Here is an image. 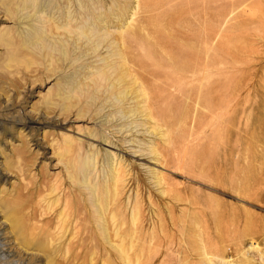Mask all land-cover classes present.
Listing matches in <instances>:
<instances>
[{
  "label": "rangeland",
  "instance_id": "obj_1",
  "mask_svg": "<svg viewBox=\"0 0 264 264\" xmlns=\"http://www.w3.org/2000/svg\"><path fill=\"white\" fill-rule=\"evenodd\" d=\"M98 11L109 27L98 21L96 37L84 44L86 55L74 50L54 75L46 60L0 45V264H48L54 245L25 247L15 219L25 218L36 236L59 208L61 190L81 189L59 162L64 138L75 161L90 149L123 165L130 183L107 201L117 218L134 213L138 219L133 231L141 234L139 247L129 252L136 264H264V0H105ZM21 19L17 26L0 13V35L26 32L33 22ZM99 70L107 74L98 76ZM108 73L121 81L118 88L132 82L135 90L112 97L113 103L140 113L129 118L118 110L108 122L114 111L107 107L113 90ZM94 81L107 108L83 114ZM53 88L63 97L82 96V103L66 115L61 103L45 110ZM97 130L104 138L89 136ZM107 171L103 161L94 181ZM52 186L57 191L46 196ZM36 188L43 194L37 196ZM90 227L102 232L101 225ZM142 236L152 240L145 244ZM101 251L76 252L86 262L71 264H123L115 257L106 261Z\"/></svg>",
  "mask_w": 264,
  "mask_h": 264
},
{
  "label": "bare ground",
  "instance_id": "obj_2",
  "mask_svg": "<svg viewBox=\"0 0 264 264\" xmlns=\"http://www.w3.org/2000/svg\"><path fill=\"white\" fill-rule=\"evenodd\" d=\"M104 6L105 0H96L90 3L89 0H78V3H75L73 0H0V13L4 14L14 25L19 26L21 17V20L33 22L26 32H20L18 28L7 29L5 33L0 35V45L4 47L13 46L20 49L18 50L20 54H25L26 56L32 54L33 57H38L41 61L46 60L49 62V66H51L48 71L54 75L56 70H59L64 63L71 61L74 50L78 51L81 55H86L87 51L84 48V44L92 37H96L94 31L96 25H98V21H100V23H105V28L109 27L110 23L109 20H107L108 17H103L101 11L95 12V9H102ZM89 7H93L94 11H87ZM125 12L126 10L123 14ZM133 16V13L128 16L127 19L129 21L126 25L129 26L132 24ZM90 27L93 28L91 29ZM95 41L101 42L98 38H95ZM28 44H30V46H28ZM98 46L97 44V47ZM17 58L18 56L11 54V59L17 60ZM54 63L58 65H56L57 67H55V69L53 68ZM108 66L115 71V64L110 63ZM96 74L104 77L107 73L104 70H99ZM125 74H127L125 76L132 81L131 75L126 71ZM87 78L88 77L84 78V80ZM110 78L111 73H108L107 80H110ZM46 79H49V77L47 76ZM120 82L117 78L115 81L112 79L110 80L113 90L107 92L110 100L108 102L107 99L103 98L104 92L97 90L100 85L99 82L94 81L92 89L87 91L89 101H86V106H82V109L86 110L85 112L83 111V114H88L89 112L87 110H89L90 114L95 113V115H99L104 108H114V111L108 112V117L111 118L108 122H111L116 118V116L114 117V113L118 110H120L119 112L123 113L125 117L129 118L140 113L134 107L131 109L126 108L124 105H116L113 103L112 97L114 99H120L123 96L135 95V90H132V82L128 83V87H122L121 89L118 88ZM78 83L79 81H75L73 88H75ZM70 91L72 92V90ZM81 99L82 96L80 95L63 97L62 89L53 88L48 91L46 100L43 103V108L49 110L51 108L50 106L61 103L64 109V115H66L69 109L78 105L79 102L82 103ZM107 102L108 106L105 107V103ZM145 117L148 116L145 115ZM132 123H135V121H131V124ZM142 124L138 125L141 126ZM111 127H115V124ZM152 128L153 127H151V129ZM152 130L154 131V129ZM89 136L101 139L104 138V132L99 130L90 131ZM31 142L36 143L35 147H37V140L34 137ZM63 143V149L61 152H58L59 162L64 164L67 172V180H71V184L75 187L80 185L81 189H74L72 193L67 192V194L66 191L61 190L62 199L57 209L54 205L58 203L60 197L48 203L49 211L52 206H54L57 211L46 220L44 219V224L47 225V229L44 231L38 229L36 236L30 235L26 227L27 220L17 217L15 219V227L21 243H23L25 247H46L48 250L50 247H48L47 242L54 245L50 253L47 254L48 264H71L75 259L77 261L82 260L86 262L85 259L88 253L86 254L85 252L93 249L105 251V253L108 254V257H106L107 255L105 254L107 258L106 261L111 257H115L120 259L123 264L138 263L136 262L139 260L138 258V260H134L133 257L129 256L131 250L139 247L136 241H139L141 234L139 233V236H137L134 233L135 230L133 231V229L136 228V220L138 221V219L134 213H132L128 219L117 218L114 213L115 208L107 201L109 194H115L119 189L125 188L130 183L128 181L127 184H125L124 177H126V171L123 169V165H121V163L115 165L109 163L110 159L108 157H103L101 154L99 155L98 152L90 151V149L77 155L78 158L82 159L80 162L75 161L72 157L68 156L70 153L69 139L64 138ZM15 151L16 153H21V150ZM152 151L153 154H156V152L154 153V149H152ZM175 155L177 156V154ZM176 156L175 165L180 167L182 159ZM103 161L106 162L108 167L106 177L102 178V180L98 179L95 182V177L92 173L98 170V167ZM57 189L58 187L52 186L49 188V193L46 196L55 193ZM84 189H87L89 193H86ZM42 194L41 190L36 188V195L40 196ZM28 196L33 197L30 193ZM88 206L94 209V213L91 214L88 211ZM19 207L20 205L18 208ZM115 207L117 206L115 205ZM35 217L36 216H31L28 221ZM93 223L97 228L98 225H101L102 232L98 230V234L95 228H91L90 225ZM123 224L128 225V228L122 230L121 225ZM51 229L54 233L49 232ZM42 233H44L45 236H42ZM29 237L33 238L30 239ZM143 237L144 236H142V238ZM151 238L147 239L144 237L145 244L148 243L146 239H150L149 241H151ZM102 251L101 253L103 254ZM76 252L85 253L86 256L83 254L81 258L80 255L76 256L78 255ZM57 254L62 255L58 256ZM92 255L94 256V253ZM87 260L93 261V258L92 260L87 258ZM104 262L105 260L103 263ZM104 264L109 263L105 262Z\"/></svg>",
  "mask_w": 264,
  "mask_h": 264
}]
</instances>
